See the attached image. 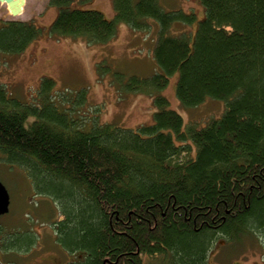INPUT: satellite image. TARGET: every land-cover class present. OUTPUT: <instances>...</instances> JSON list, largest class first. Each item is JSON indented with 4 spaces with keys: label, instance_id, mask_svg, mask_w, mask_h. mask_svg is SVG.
<instances>
[{
    "label": "trees",
    "instance_id": "1",
    "mask_svg": "<svg viewBox=\"0 0 264 264\" xmlns=\"http://www.w3.org/2000/svg\"><path fill=\"white\" fill-rule=\"evenodd\" d=\"M91 1L48 0L57 12L49 33L105 45L118 24L147 33L154 22L157 72L125 87L153 97L151 125L125 130L93 118L85 131L86 114L72 117L84 91L73 106L60 95L59 110L49 78L31 104L0 85V163L22 169L35 194L55 203L63 264H214L219 240L251 241L264 255V0H198L204 18L178 35L172 26L192 27L193 12L112 0L108 20L83 8ZM41 32L32 21L0 20V53L24 52ZM174 74L182 107L220 100L222 116L185 126L157 95Z\"/></svg>",
    "mask_w": 264,
    "mask_h": 264
},
{
    "label": "rangeland",
    "instance_id": "2",
    "mask_svg": "<svg viewBox=\"0 0 264 264\" xmlns=\"http://www.w3.org/2000/svg\"><path fill=\"white\" fill-rule=\"evenodd\" d=\"M159 5L165 11L180 9L196 15L197 21L190 28L174 24L172 35L182 33L183 29L194 33L197 22L204 18L198 0H159ZM83 6L102 13L108 20L114 17L112 0H92ZM56 14L48 6V0H33L16 17H11L0 3L1 21H32L42 29L39 38L24 52L0 53V85L19 102L31 104L36 100L40 81L49 78L55 83L54 103L59 110H62L61 96L65 95L70 100L69 106H73L78 94L84 91L85 101L72 117L77 119L78 114H86L89 121L83 122L85 131L91 128L93 118L97 124L125 130L151 125L155 112L153 97L128 92L125 87L131 77L144 79L157 72L152 59L157 25L150 22V31L143 33L118 24L116 36L110 42L88 46L80 38L51 35L49 26ZM176 81L177 74L170 76L167 87L157 95L168 100L170 109L182 117L185 126L193 122L203 126L207 120L222 116L225 104L220 100L207 98L196 107H182L175 97ZM0 183L10 198L8 214L0 216L3 229L0 264H63L70 260L55 242L52 224L60 219L55 203L35 194L28 176L18 167L0 163ZM10 235L17 240V245L12 246ZM209 256L214 264H264L262 251L251 241H245L242 247H233L219 240Z\"/></svg>",
    "mask_w": 264,
    "mask_h": 264
},
{
    "label": "water",
    "instance_id": "3",
    "mask_svg": "<svg viewBox=\"0 0 264 264\" xmlns=\"http://www.w3.org/2000/svg\"><path fill=\"white\" fill-rule=\"evenodd\" d=\"M33 0H0V3L8 10L11 17L23 13ZM10 198L5 187L0 183V216L8 214Z\"/></svg>",
    "mask_w": 264,
    "mask_h": 264
}]
</instances>
